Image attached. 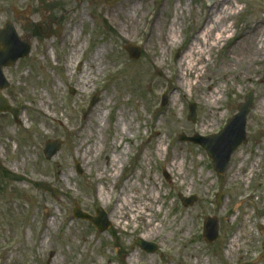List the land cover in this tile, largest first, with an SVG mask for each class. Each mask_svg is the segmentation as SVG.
I'll return each mask as SVG.
<instances>
[{
    "label": "rangeland",
    "instance_id": "1",
    "mask_svg": "<svg viewBox=\"0 0 264 264\" xmlns=\"http://www.w3.org/2000/svg\"><path fill=\"white\" fill-rule=\"evenodd\" d=\"M126 1L116 2V7ZM136 1L139 24L129 36H123L119 22L109 19L107 12L115 6L107 0H0V28L10 20L21 40L32 44L29 56L4 69L11 82L4 93L21 115L16 120L9 112L0 113V264H130L127 259L131 254L135 255L132 264H184L185 248L193 245L201 246L197 254L209 259L210 264H264V111L254 110L264 88V59L253 66L251 80H241L235 74L223 78L222 73H216L246 28L264 26V0H232L235 15L227 23L232 25L231 37L206 56L210 74L206 80L211 79L214 86L219 84L225 91L220 94L222 110L211 118L205 132L200 125L206 108L199 102L197 90L187 86L185 96L180 97L177 91L171 96L170 87L178 83L177 66L194 34L221 0ZM177 7L182 22L177 26L179 43L163 48L158 39L148 42L153 19L161 17L166 31ZM82 13L87 19L79 29L85 41L76 57L85 60L97 47L105 46L101 55L104 68L87 91L77 85L81 65L65 74V57L71 46L58 32V26L68 22L72 26ZM129 43L141 47L139 59L125 50ZM250 91L254 92V106L247 116V142L234 151L226 172L218 174L202 146L180 137L217 133L237 113L239 103ZM107 100L108 106L103 104ZM191 102L196 104L195 121L188 118ZM100 105L102 129L96 132V151L88 163L78 153L82 138L75 128L90 109ZM121 111H128L126 119L120 117ZM55 139L62 140L61 149L47 159L44 146ZM160 139L168 146L167 154L156 153ZM175 149L185 155L179 159L180 168L170 171ZM118 155L122 162L113 173L115 178L99 181V174L110 173L112 159ZM259 155L253 177L230 180L231 167L243 163L248 170ZM182 172L186 174L184 180ZM131 182L148 193L152 187H160L161 197L152 218L154 225L161 223L163 227L146 239L158 245L155 252L134 243L142 238L144 221L129 215L117 225L110 216L113 200L108 190L117 195L127 191ZM100 189L107 192L105 200L98 196ZM220 193L223 198L218 203ZM180 194L188 198L195 195L197 200L185 205ZM76 203L91 215L104 209L110 227L100 231L89 220L76 218ZM208 216L218 218L219 236L213 242L203 236ZM52 218L55 224L49 226L47 220ZM244 221L249 235L227 262L224 247ZM181 224L187 237L176 229ZM46 230V243L52 244L53 250L40 245Z\"/></svg>",
    "mask_w": 264,
    "mask_h": 264
},
{
    "label": "bare ground",
    "instance_id": "2",
    "mask_svg": "<svg viewBox=\"0 0 264 264\" xmlns=\"http://www.w3.org/2000/svg\"><path fill=\"white\" fill-rule=\"evenodd\" d=\"M136 0H127L120 7H113L107 14L109 19L113 23L119 22V31L123 36H129L132 29L136 28L139 24L137 14L140 11V6H138ZM233 2L232 0H221L216 2L209 11L206 17V22L202 27L198 29V32L194 34L192 41L186 48L184 54L179 60L177 66V80L178 83L172 85L171 96H173V91H177L178 95L185 96V87H190L196 89V95L199 97V102H201L205 108L206 112L203 116L201 122L200 130L205 132L210 126V120L218 112L222 110L221 106V96L220 94L225 91L218 84L214 86V81L211 79L206 80L209 77V71L207 69L206 56L211 54L214 48H217L222 42L228 41L230 39L229 33L231 32L232 25L227 24L230 19L235 15L233 12ZM69 13H72V8L68 9ZM181 15L178 12V7L176 8V13L173 21L170 24L168 30L164 31V21L161 17H155L150 25V30L148 31L147 41L155 42L156 39L160 41L163 48L167 46H174L179 43V28L182 26V22L179 20ZM86 16L82 13L81 17L75 21L71 26L70 22L65 25L58 26L59 38L64 41H69L71 46V51L66 55V62L64 64V70L66 75H70L76 66V64L81 65L80 75L77 79V85L81 90L87 91L92 83L96 80V76L104 68V64L101 61V55L105 49V46L97 47L87 59L80 60L76 57L77 51L83 50L84 41L81 39V31L79 29V24L86 20ZM71 20V18L69 19ZM229 59L223 61L216 73L223 75L226 78L228 74H235L241 80L247 79L251 80L253 76L251 73L254 71L253 66L260 63L264 59V26L262 24H254L246 28L234 45L230 48ZM161 58V57H160ZM240 66H243L242 68ZM239 68L238 72H235ZM208 81V82H207ZM206 87V89H204ZM233 90V88H230ZM113 95H111V100ZM109 100L104 101L103 104L109 105ZM176 100H173V104ZM40 104H45V101H41ZM151 104L152 106H154ZM102 105L98 107H93L90 109L83 117V123L75 128L78 129V136L82 138L80 145L77 150L83 159L90 163L92 161L93 154L96 151V132L102 129L101 121L103 120ZM255 113L264 111V88L260 92L259 99L256 103ZM128 111H121L120 117L126 119ZM123 132V131H122ZM158 134L160 131H156ZM164 139H160L156 145V153L162 155L165 151L168 153V146H164ZM113 148V146H111ZM185 153L183 151L173 150L171 153V159L169 163V170L173 171L179 169L181 164L179 159L183 157ZM148 154H145L144 158L147 159ZM260 155L252 163L251 167L246 170L244 164H240L237 168L231 167V178L230 180H249L253 177L255 169L257 167L258 161L260 160ZM122 162V157L120 155L113 157L112 163L110 165V173L105 175L104 172L99 174L98 180H104L107 178H115L113 175L114 171L118 169V163ZM185 163H182L184 167ZM182 179L186 178L184 172L181 173ZM107 176V177H106ZM183 185V184H181ZM127 188V191H121L117 195H114L111 190H108V197L113 200L110 216L114 219L115 223L118 225L123 217L129 215L133 216V220L137 218L140 221H144V231L141 239H149L151 233L160 230L163 224L159 223L157 225L153 224L152 212L155 210L154 205L158 202L160 195V187H152L151 191L148 193L143 191L140 187L136 186V182H131ZM189 187V186H188ZM107 192L104 189H100L98 196L105 200ZM166 194V193H164ZM106 205V204H105ZM46 208V205H43ZM158 212L161 211V207L157 209ZM186 220V216L183 217V221ZM49 226H54L55 219L47 220ZM182 224L179 228H176L182 236L187 237V230L182 228ZM48 230L42 234L40 239V245L45 249L51 248L53 250L52 244H47ZM249 235L247 229V221H244L237 229L236 232L229 239L228 243L224 247V258L227 262H231L235 253L241 248V243L243 239ZM84 244H88V240L84 238ZM201 248L200 245H193L191 248H185V258L184 264H210L209 259H202L198 256L197 252ZM53 259H57V255L52 251ZM135 255L131 254L127 259L130 264L133 263ZM192 258L195 261L192 263ZM92 260V259H90Z\"/></svg>",
    "mask_w": 264,
    "mask_h": 264
},
{
    "label": "water",
    "instance_id": "3",
    "mask_svg": "<svg viewBox=\"0 0 264 264\" xmlns=\"http://www.w3.org/2000/svg\"><path fill=\"white\" fill-rule=\"evenodd\" d=\"M116 7V2L126 1V0H107ZM159 2L163 0H158ZM207 3L218 1V0H204ZM32 44L30 41H23L18 36L13 23L7 20L4 27L0 29V112L9 111L11 112L16 120H19V115L21 111L13 107L8 98L3 94V90L10 86V82L5 77L3 68L14 65L20 58L27 57L30 54ZM125 49L129 52L130 56L139 59L142 54V49L140 46L129 43L125 45ZM254 105V92L250 91L246 97L245 101L240 103L238 106V113L233 115L227 120L226 125L218 133L201 136L195 135L188 137L182 135V140H189L200 144L205 148L208 155L213 159L214 169L220 173H225L227 165L231 159L233 152L242 143H246V122L247 115ZM189 118L193 121L196 120V104L192 102L190 104ZM62 140H49L46 142L44 153L47 159H51L60 150ZM78 171L81 173L82 170L77 164ZM167 179L170 176L165 173ZM223 194H219L218 201L221 202ZM181 200L185 205H190L197 200V197L191 196L190 198L180 195ZM74 216L77 218L90 220L94 225L97 226L101 231L106 230L111 222L108 220L107 213L103 209L97 210V215H90L79 206L73 209ZM264 214V212H262ZM219 235V225L217 217H207L205 221L204 236L207 241H214ZM136 243L147 251H155L157 249V244L147 242L143 239L137 240Z\"/></svg>",
    "mask_w": 264,
    "mask_h": 264
}]
</instances>
